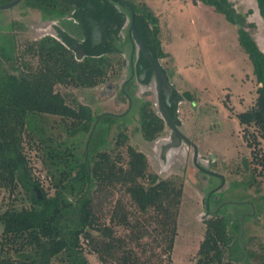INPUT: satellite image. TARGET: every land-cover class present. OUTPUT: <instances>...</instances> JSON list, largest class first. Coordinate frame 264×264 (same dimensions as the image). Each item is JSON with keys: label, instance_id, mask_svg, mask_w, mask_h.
<instances>
[{"label": "trees", "instance_id": "trees-1", "mask_svg": "<svg viewBox=\"0 0 264 264\" xmlns=\"http://www.w3.org/2000/svg\"><path fill=\"white\" fill-rule=\"evenodd\" d=\"M12 1L0 0V4ZM201 1L237 26L239 42L252 63L256 98L237 117L244 127L254 163L264 166V51L254 37L256 24L247 21L253 10L240 13L229 0ZM256 1L264 22V0ZM129 2L136 11L135 25L140 36L165 72L161 59L167 53L160 39L157 15L145 3ZM116 5L129 10L121 0H21L11 8L0 9L39 10L46 17L58 18L73 13L86 24L75 31L78 37L82 31H88L89 23L100 22L102 26L104 23V27L112 23L105 27L108 38L105 47L94 50L89 48V38L76 47L77 38L65 37L62 32L59 35L64 43L51 35L39 39L26 37L28 27L22 21L4 13L0 15V189L8 192L7 202L0 209V264H53L58 257L64 264H90L82 238L93 245V251L104 264H139L131 251L118 256L122 244L112 238L110 227L106 230L98 225L94 207L96 189L105 183L125 187L141 215L152 208L161 209L166 200H179L178 180L164 181L149 173L146 154L135 146L128 147L126 165L118 167L111 159L108 148L114 127L116 147L129 141L127 129L133 122L149 142L165 132L167 120L156 112L152 101L137 96L135 75L127 77L119 90V99L128 102L124 112L97 111L89 104L75 100L72 105L67 100L69 89H92L121 77L120 31L126 13ZM3 24L9 26L1 27ZM145 71L142 82L149 83L156 74L141 50L138 72L141 75ZM182 98L192 99V95L174 90L170 103L165 97L162 101L178 126L177 110ZM31 150L36 151L42 163L48 189L34 173ZM257 170L258 166L250 167L252 179L245 186L255 182ZM217 195L219 198L215 199ZM224 200L221 193L211 194L210 201L216 207ZM249 204L256 210L253 218L257 217L264 210V195L253 198ZM237 210L222 208L205 220L197 264H245L246 253L239 235L241 217L246 223L250 216ZM103 233H109L110 239L100 249L99 238ZM243 242L249 254L247 264H252L253 258L261 256L249 248L246 227Z\"/></svg>", "mask_w": 264, "mask_h": 264}, {"label": "rangeland", "instance_id": "rangeland-1", "mask_svg": "<svg viewBox=\"0 0 264 264\" xmlns=\"http://www.w3.org/2000/svg\"><path fill=\"white\" fill-rule=\"evenodd\" d=\"M143 1L163 16L167 49L174 52L177 60V66L171 65L167 69L170 76L178 78V88L191 90L197 96L195 102L183 105V134L192 144L181 140L177 147L165 152L166 145L173 141L169 125L162 136L149 142L133 122L127 129L129 141L116 147L117 131L114 127L108 148L113 162L118 167L126 165L128 147L135 146L146 154L149 173L164 181L177 179L181 194L177 202L166 200L161 209L152 208L148 214L141 215L125 187L105 183L94 193L97 223L106 230L110 227L112 238L122 244L118 256L123 255V251H131L139 264H197L206 230L205 220L212 216L205 210L207 195L211 196V188L219 184L215 191L226 200L217 207L213 201L209 202L211 210L227 208L235 211L238 208L237 211L250 216L245 223L248 246L261 256L253 258L251 263L264 264V210L253 218L250 214L252 205L249 204L253 198L264 195V166L254 163L244 138V127L237 117V113L254 103L257 83L252 63L239 42L237 26L213 6L202 4L201 0ZM197 1L201 5L196 4ZM230 1L241 12H247L255 5L247 20L257 24L254 37L264 51V23L254 0ZM16 11L2 10L0 15L14 17ZM6 26L9 25L1 27ZM29 26L30 30L24 35L29 38L37 36L30 23ZM83 91L67 90L68 103L74 105L75 100L81 103L94 100L91 104L97 111L115 113L128 108L127 102L120 103L114 97L115 92L103 97L94 92L93 98ZM153 107L159 111V107L154 104ZM179 129L184 131L181 127ZM29 154L35 175L48 189V179L36 151L31 150ZM256 166V180L247 187L245 183L252 179L250 167ZM202 167L206 170L202 171ZM7 197L8 192L0 189V209L4 208ZM218 198L219 195L215 197ZM1 230L0 227V234ZM96 235L98 237L99 232ZM109 239V233L100 236V249ZM81 242L90 264H104L86 238ZM53 264L64 263L58 257Z\"/></svg>", "mask_w": 264, "mask_h": 264}, {"label": "crops", "instance_id": "crops-1", "mask_svg": "<svg viewBox=\"0 0 264 264\" xmlns=\"http://www.w3.org/2000/svg\"><path fill=\"white\" fill-rule=\"evenodd\" d=\"M69 1H74V0H69ZM132 1L145 3L157 15V17L159 19V25H160V39H161L164 51L167 53V56L165 58L161 59V64L165 68V73L168 76L170 83L174 87V90H177L180 94L187 92V93H190L192 95V99L182 98V100L178 104V113H179L178 115H179V121H180L179 127H181L182 130L184 129V131L182 133L185 134V125H184L185 119H184L183 105L195 102L197 99V96L191 90H188V89L183 90V89L178 88L176 86V80H178V78H176V79H174V77L172 78L170 76L168 70H167L171 65L176 64V66H177V60H176V56H175L174 52H170L167 49V43H166V40L164 38V23H163L162 14L159 11L154 10L149 4H147L143 0H132ZM231 3L233 5V7L237 10V8L234 6L233 2H231ZM196 4L201 5V3H199V1H197ZM202 4H203V2H202ZM254 4H256V6H257L256 0H254ZM116 7L119 8L121 11H124L126 13V20H125V23L121 26V31H120V37H121L120 45L122 47L121 57L123 58V68L121 71V77L119 79H116V80H109L108 82L101 84V85H99L95 88H92V89H80V90H84L82 93H86L87 95H90L93 98H95V96L92 95V93H94V92H96V96L99 95L100 97H103L106 94H111V93L115 92L114 97H117L118 100L120 101V103L124 104V103H126V101L119 99V90L122 87V84L124 83V81L127 79V77L135 75L136 76V83L138 85V89L136 91L137 96L138 97H144L145 99L152 101V103L154 104L155 101H157L159 99V93L157 91V86H158L157 85V78L152 77V79L149 83H144L142 81L145 79L146 71L143 72L141 75L138 72V58H139V54H140L141 49L139 46H137L136 50L134 51V49H135L134 45L135 44L132 42L131 31H130V24H131L130 8L127 11L119 5H116ZM252 8L249 7L247 9V12H241L238 10L237 11L245 14V13H248L249 10H254L255 5L254 6L252 5ZM257 8H258V6H257ZM258 11H259V9H258ZM16 12H17V14L14 17L17 20L22 21L28 27L27 31L30 30L29 23L32 25L31 27L35 30V33L37 34V36L33 37L32 39H39L43 36L51 35V36H54L63 42V40L61 39V35H59V32H62L63 36H65V37L77 38L76 39L77 41H75V43H74L76 47L79 44L86 41L87 38H89V40H90L89 48L94 49V50H98L97 48H104L105 47V45L108 41V38L105 35V32H106L105 27L110 26V25L112 26V23H110L109 25L107 23V26H105V27H104V23H103V26H102V23H100V22L89 23V26H87V28H86V29H88V31L87 30L82 31L81 32L82 35L78 37V36H76L75 31L78 32L86 24H85V22H83L82 20L77 18L73 13L68 14L67 16H65L63 18H58V17H46L39 10L28 9V10L24 11L22 9H17ZM261 19H262V17H261ZM247 21L255 23L254 21H249V20H247ZM262 22H263V19H262ZM256 26H257V24H256ZM97 29H98L100 34L96 33ZM101 51H99V52H101ZM79 55H83V54L79 52ZM125 60H126V62H125ZM90 100H91V98H90ZM92 101H94V100L88 101V102H86V104H89L93 107V104H91ZM167 127H168V123L166 124L165 131L167 130Z\"/></svg>", "mask_w": 264, "mask_h": 264}, {"label": "water", "instance_id": "water-1", "mask_svg": "<svg viewBox=\"0 0 264 264\" xmlns=\"http://www.w3.org/2000/svg\"><path fill=\"white\" fill-rule=\"evenodd\" d=\"M21 0H14L10 3L7 4H0V9H7V8H11L15 5H17ZM123 2H125L131 11V24H130V31L132 32L131 36H132V42L135 44V49L136 47L139 46L140 49L147 55V57L150 59L151 64H152V68L155 71L156 74V78H157V85H158V92H159V99L161 101V109L164 115V118L167 120L168 125H170L174 131V145H179L181 142V138L185 137V135L182 133V131L177 127V125L174 124V122L170 119L168 113L166 112V109L162 103L163 101V97H165L166 102L170 103V99L171 96L174 92V87L172 86V84L170 83L168 76L166 75V73L160 68V66L157 64V62L155 61V59L152 57V55L149 52L148 46L147 44L144 42V40L142 39V37L140 36L136 25H135V16H136V11L133 7V5L128 1V0H121ZM97 34H100L98 29L96 31ZM126 62V60H125ZM14 64H16V62H14ZM203 168V167H202ZM203 170H206L203 168ZM211 174H213L211 172ZM38 195L39 198H42V192L40 189H38ZM209 202H210V195L208 196L207 202H206V209L207 211H210L209 208ZM253 211L250 213L251 215L255 214V210H254V206L252 205ZM219 210L216 209L215 211L212 212V214H215L217 211ZM244 231H245V222H244V216L241 217V229H240V235H239V241L243 247V249L245 250V260L244 263L247 264L248 259H249V254L245 248L244 242H243V236H244Z\"/></svg>", "mask_w": 264, "mask_h": 264}, {"label": "flooded vegetation", "instance_id": "flooded-vegetation-1", "mask_svg": "<svg viewBox=\"0 0 264 264\" xmlns=\"http://www.w3.org/2000/svg\"><path fill=\"white\" fill-rule=\"evenodd\" d=\"M131 34H132V32H131ZM157 91H158V86H157ZM159 93V92H158ZM155 103H157L158 104V106L160 107V109H161V101H160V99H158L157 101H155ZM154 103V104H155ZM161 111H162V109H161ZM170 126V125H169ZM171 127V126H170ZM177 127H178V125H177ZM179 128V127H178ZM171 133H172V142L171 143H169L168 145H166V147H165V152L166 151H169L170 149H172V148H175V147H177L178 145H174L173 143H174V131H173V129H172V127H171ZM181 140H186L187 142H189V143H191L188 139H187V137L185 136V137H182L181 138ZM192 144V143H191ZM204 169H205V167H203ZM203 168L201 169L202 171H203ZM210 174H211V172H210ZM219 186V184L218 185H215L213 188H211V190L210 191H212L211 192V194H213L214 192L216 193V188ZM207 196H209V195H207ZM210 199H211V196H210ZM207 200V199H206ZM211 202V201H210ZM222 203V202H221ZM220 203V204H221ZM219 204V205H220ZM209 208H210V206H209ZM205 210L207 211V209H206V207H205ZM213 211H215V210H211V208H210V211H207L208 213H212Z\"/></svg>", "mask_w": 264, "mask_h": 264}, {"label": "built area", "instance_id": "built-area-1", "mask_svg": "<svg viewBox=\"0 0 264 264\" xmlns=\"http://www.w3.org/2000/svg\"><path fill=\"white\" fill-rule=\"evenodd\" d=\"M179 103H180V102H179ZM155 105H156L157 107H159L157 103H155ZM158 110H159L158 112H160L161 114H159L158 112H157V113H158L159 115H161L162 117H164L163 112L161 111L160 107H159Z\"/></svg>", "mask_w": 264, "mask_h": 264}]
</instances>
